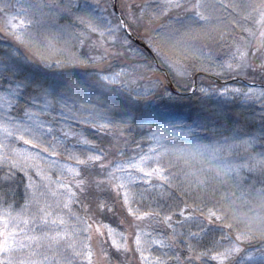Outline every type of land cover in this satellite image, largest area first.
Wrapping results in <instances>:
<instances>
[{
    "label": "snow or ice",
    "instance_id": "obj_1",
    "mask_svg": "<svg viewBox=\"0 0 264 264\" xmlns=\"http://www.w3.org/2000/svg\"><path fill=\"white\" fill-rule=\"evenodd\" d=\"M172 88L235 109L179 122ZM170 151L264 209V0H0V264H264V212L190 196Z\"/></svg>",
    "mask_w": 264,
    "mask_h": 264
},
{
    "label": "trees",
    "instance_id": "obj_2",
    "mask_svg": "<svg viewBox=\"0 0 264 264\" xmlns=\"http://www.w3.org/2000/svg\"><path fill=\"white\" fill-rule=\"evenodd\" d=\"M240 2L243 9L246 2L244 0H240ZM133 33L139 40L143 41L142 34L138 36L135 32ZM210 83H212V80L204 79L201 81L197 79L198 87H206ZM217 85L219 84L217 83ZM169 91L172 93V98L161 95L153 102V106L179 122L191 124L194 121H200L206 116L208 111L213 109L228 115L235 109L234 104L222 103L216 96L209 95L205 97L199 92L188 96H180L175 94L171 89ZM179 91L189 92L183 88L179 89ZM98 142L100 141L98 140ZM201 142L207 143L208 141ZM103 143L107 146L108 139L104 138ZM182 145L183 141H175L169 147L178 148ZM165 162L172 167L176 173L177 182L181 187L189 191L190 196L199 197L205 201L217 204L226 210L229 215L234 210L241 219L245 216H252L257 212H264L257 199V189L261 185L256 184L253 186L250 181L239 185L234 181H224L198 159H194L188 155H181L178 151H170L165 158ZM197 179L204 181L203 187L196 183ZM238 226L243 227V224ZM256 242L253 241V243Z\"/></svg>",
    "mask_w": 264,
    "mask_h": 264
},
{
    "label": "water",
    "instance_id": "obj_3",
    "mask_svg": "<svg viewBox=\"0 0 264 264\" xmlns=\"http://www.w3.org/2000/svg\"><path fill=\"white\" fill-rule=\"evenodd\" d=\"M132 40H133L135 43H137V44H141V45H142L143 47H145V48L147 47L146 44H143V41L139 40L134 34H132ZM212 80H215V78L213 77ZM216 82L219 83V84L223 83L222 80H220V81H216ZM227 82H228V83H232L231 80H228ZM196 84H197V80H196ZM171 90H172L175 94H178V95H191V94H192V92H188V93L177 92V90H176L175 88H172Z\"/></svg>",
    "mask_w": 264,
    "mask_h": 264
},
{
    "label": "rangeland",
    "instance_id": "obj_4",
    "mask_svg": "<svg viewBox=\"0 0 264 264\" xmlns=\"http://www.w3.org/2000/svg\"><path fill=\"white\" fill-rule=\"evenodd\" d=\"M246 3H248L249 2V0H244ZM239 2H240V0H239ZM241 3V2H240ZM207 87H209V86H206L205 88H207Z\"/></svg>",
    "mask_w": 264,
    "mask_h": 264
}]
</instances>
